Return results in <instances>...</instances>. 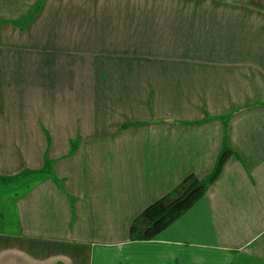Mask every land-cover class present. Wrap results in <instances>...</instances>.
I'll return each mask as SVG.
<instances>
[{
    "label": "crops",
    "instance_id": "crops-1",
    "mask_svg": "<svg viewBox=\"0 0 264 264\" xmlns=\"http://www.w3.org/2000/svg\"><path fill=\"white\" fill-rule=\"evenodd\" d=\"M0 264H264V0H0Z\"/></svg>",
    "mask_w": 264,
    "mask_h": 264
},
{
    "label": "trees",
    "instance_id": "trees-1",
    "mask_svg": "<svg viewBox=\"0 0 264 264\" xmlns=\"http://www.w3.org/2000/svg\"><path fill=\"white\" fill-rule=\"evenodd\" d=\"M225 150L218 158L213 174L208 182L214 181L222 164L229 156ZM206 188L205 182H200L193 175L187 176L168 195L149 205L131 224L129 239L132 241L153 240L164 228L187 211L200 198Z\"/></svg>",
    "mask_w": 264,
    "mask_h": 264
}]
</instances>
